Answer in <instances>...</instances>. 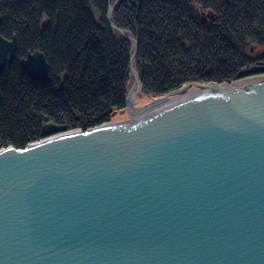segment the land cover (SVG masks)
Instances as JSON below:
<instances>
[{
	"label": "water",
	"instance_id": "95a60500",
	"mask_svg": "<svg viewBox=\"0 0 264 264\" xmlns=\"http://www.w3.org/2000/svg\"><path fill=\"white\" fill-rule=\"evenodd\" d=\"M118 30L135 82L113 121L0 148V264H264V65L149 100ZM17 49L0 35V70ZM20 64L49 80L42 52Z\"/></svg>",
	"mask_w": 264,
	"mask_h": 264
},
{
	"label": "trees",
	"instance_id": "16d2710c",
	"mask_svg": "<svg viewBox=\"0 0 264 264\" xmlns=\"http://www.w3.org/2000/svg\"><path fill=\"white\" fill-rule=\"evenodd\" d=\"M113 6L111 21H107ZM133 62L149 99L188 82H235L264 65V0H0V35L17 57L0 70V148L44 138L45 124L86 131L126 107ZM42 52L50 78L20 64Z\"/></svg>",
	"mask_w": 264,
	"mask_h": 264
},
{
	"label": "bare ground",
	"instance_id": "6f19581e",
	"mask_svg": "<svg viewBox=\"0 0 264 264\" xmlns=\"http://www.w3.org/2000/svg\"><path fill=\"white\" fill-rule=\"evenodd\" d=\"M135 86L138 89V91L140 92V86H139V84L137 82L135 83ZM202 92H205V90L204 89H192L191 91H189L187 94H185L183 96L172 97V98H170L168 100H179V99L186 98V97H189V96H192V95H195V94H199V93H202Z\"/></svg>",
	"mask_w": 264,
	"mask_h": 264
},
{
	"label": "rangeland",
	"instance_id": "374dc122",
	"mask_svg": "<svg viewBox=\"0 0 264 264\" xmlns=\"http://www.w3.org/2000/svg\"><path fill=\"white\" fill-rule=\"evenodd\" d=\"M132 82L134 83L135 82V79H134V76L132 75ZM130 89V88H129ZM140 93L142 94V89L140 90ZM143 95V94H142ZM145 98L149 99L147 96L143 95ZM151 100V99H149ZM119 113V112H118ZM117 115V114H116ZM115 115V116H116Z\"/></svg>",
	"mask_w": 264,
	"mask_h": 264
}]
</instances>
